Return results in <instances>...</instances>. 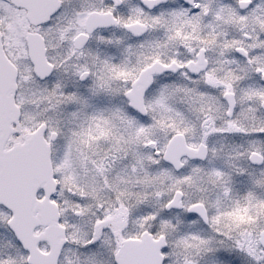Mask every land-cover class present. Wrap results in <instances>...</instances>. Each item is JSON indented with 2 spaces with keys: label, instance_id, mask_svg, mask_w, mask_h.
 I'll list each match as a JSON object with an SVG mask.
<instances>
[{
  "label": "snow or ice",
  "instance_id": "obj_1",
  "mask_svg": "<svg viewBox=\"0 0 264 264\" xmlns=\"http://www.w3.org/2000/svg\"><path fill=\"white\" fill-rule=\"evenodd\" d=\"M0 264H264V0H0Z\"/></svg>",
  "mask_w": 264,
  "mask_h": 264
}]
</instances>
